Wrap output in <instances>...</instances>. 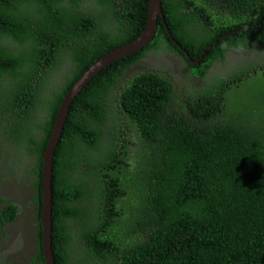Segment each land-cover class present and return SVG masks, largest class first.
<instances>
[{
	"label": "trees",
	"instance_id": "obj_1",
	"mask_svg": "<svg viewBox=\"0 0 264 264\" xmlns=\"http://www.w3.org/2000/svg\"><path fill=\"white\" fill-rule=\"evenodd\" d=\"M160 7L152 39L102 66L69 103L51 159L54 264H264V115L225 109L240 84L244 104L264 100V60L204 92H179L157 70L125 73L145 50L163 47L206 84V68L228 45L264 49V0ZM147 8V0H0V139L16 154L6 166L20 173L16 158L31 175L39 242L40 159L58 103L93 60L143 29ZM1 210L0 220L11 219L17 204ZM35 254L43 264L41 249Z\"/></svg>",
	"mask_w": 264,
	"mask_h": 264
},
{
	"label": "flooded vegetation",
	"instance_id": "obj_2",
	"mask_svg": "<svg viewBox=\"0 0 264 264\" xmlns=\"http://www.w3.org/2000/svg\"><path fill=\"white\" fill-rule=\"evenodd\" d=\"M246 27V25L241 26L239 30ZM235 31H233V33ZM228 46L229 47L225 48L222 53L223 59L226 58V55L227 57H231V61L227 65V68L231 66L238 68L240 67V64L242 65V61L245 58H251L253 56L252 45L248 42L246 43V41ZM148 52H152V49L145 50L142 56ZM142 56L138 57L134 62L125 67L126 74H131V72L137 71L138 69L148 70L144 67L143 63L138 61V59ZM179 56L182 60L184 59L181 55ZM193 64L194 61L191 62V65ZM162 66L165 65L162 64ZM185 66L187 70H191V67L187 66L186 63ZM166 68L170 67L166 66ZM199 77L200 76L198 74L195 77L190 75V86L191 84H195ZM180 85L182 87L187 86L182 80ZM26 129L27 127L24 126L18 129V132L25 131ZM29 132L35 137L39 138L41 136L39 130L29 129ZM9 153L10 150L8 153L5 150H0V212L2 211V206L10 201L17 204V211L11 219L4 218L0 220V260L9 262L10 264H42L39 259L35 258V253L38 252L39 248L41 249V241H38L36 204L32 200V186L29 184L31 175L26 174L23 178L20 173H15L9 169L6 166L7 160H5L7 159V154ZM2 217H4V214ZM39 231H41V227ZM11 239H14L15 241L11 242ZM77 246L78 244H73L71 246V250L74 253L75 258L80 256V250ZM65 247L66 246H63V249H65Z\"/></svg>",
	"mask_w": 264,
	"mask_h": 264
},
{
	"label": "water",
	"instance_id": "obj_3",
	"mask_svg": "<svg viewBox=\"0 0 264 264\" xmlns=\"http://www.w3.org/2000/svg\"><path fill=\"white\" fill-rule=\"evenodd\" d=\"M147 16L145 19L143 29L133 36L131 39L107 50L101 54L98 58L93 60L82 72L81 74L72 82V84L64 92L62 98L60 99L50 132L48 134L47 140L43 147V152L41 154V164H40V213L39 222L41 227V253L43 264H54L51 251V181H52V156L54 147L57 143L60 131L62 129L63 123L65 121L66 114L68 112V107L71 99L77 90L102 66L109 63L110 61L125 56L132 52H135L142 48L143 45L148 43L153 35L156 28V14L160 13V17L163 20V15L161 13L160 0H147ZM166 33L168 38L179 47L183 52L186 50L180 46V44L172 37L166 25ZM233 31V30H232ZM205 48H202L198 56L191 59L190 62L197 61L199 57L202 56Z\"/></svg>",
	"mask_w": 264,
	"mask_h": 264
},
{
	"label": "rangeland",
	"instance_id": "obj_4",
	"mask_svg": "<svg viewBox=\"0 0 264 264\" xmlns=\"http://www.w3.org/2000/svg\"><path fill=\"white\" fill-rule=\"evenodd\" d=\"M161 49H152V52L146 53L144 56H142L140 59H138L139 62L143 63L144 67H146L148 70H157L161 74L166 75L170 78L173 85L176 87V89L179 92H182L185 88H191V92H204L207 91V84L213 83L216 81H221L223 78L230 76L231 74H237L240 72V70L243 68L242 66L246 67L248 62L256 59H263L264 60V49L255 47L252 48L255 51H253V56L251 58H245L242 61V65L240 64V67H229L227 68V65L231 61V57L226 55V58L219 57L218 59L214 60L212 64L206 68V72L204 73L207 77V80H209L206 84V78L205 77H199L196 80L195 84H191L190 86V75L193 77L197 76L195 73L196 66H194L195 70L191 68V70H187L185 66V61L175 52H170L167 48L162 49L163 47H160ZM148 50V49H147ZM175 52V53H174ZM255 59V60H256ZM195 62V61H194ZM235 62V61H234ZM165 65V66H162ZM166 66L170 68H166ZM256 73L260 75L261 70H256ZM190 74V75H189ZM220 74V75H217ZM215 75L214 77H211ZM250 77H253L252 74ZM254 78V77H253ZM181 80L187 85L186 87H182L180 85ZM192 83V82H191ZM258 81L253 82L252 80L247 79L243 85H252L254 88L258 87ZM261 87L264 89V80L261 82ZM241 85V84H240ZM240 85L238 87H232L230 92L228 93V97L230 100L225 101V109L227 110L228 114L237 116L239 118H247V114L245 111L253 109L254 114L259 117L260 115H264V100L260 97L254 102H252L250 105H246L242 102L244 94L248 93L249 91L245 90L243 87L240 88ZM260 85V84H259ZM264 92V91H263ZM232 101V103H231ZM231 103V105H230ZM7 146V147H6ZM13 144H11L8 139L4 136L1 138L0 141V150L6 151L8 153V148L13 150ZM6 155V154H4ZM14 156V152L10 151L9 154H7V158L9 156ZM23 159V157H22ZM9 160V159H8ZM11 160V159H10ZM9 160V161H10ZM20 162L14 158L13 162H10V164L18 171L20 172V175L24 178L26 176V173L24 170L26 169L24 166L20 165L18 166ZM91 189V193L93 194V197H96L94 195H97L98 187L97 186H91L89 187ZM11 242H14V239L10 240Z\"/></svg>",
	"mask_w": 264,
	"mask_h": 264
},
{
	"label": "crops",
	"instance_id": "obj_5",
	"mask_svg": "<svg viewBox=\"0 0 264 264\" xmlns=\"http://www.w3.org/2000/svg\"><path fill=\"white\" fill-rule=\"evenodd\" d=\"M218 58H219V57H218ZM215 59H216V58H215ZM215 59H214V60H215ZM214 60H213V61H214ZM213 61H212V62H213ZM212 62H211V64H212ZM211 64H210V65H211ZM210 65H209V66H210ZM209 66H208V67H209ZM150 70H152V69H150ZM163 75H164V74H163ZM217 75H220V74H217ZM164 76H166V75H164ZM166 77H167V76H166ZM167 78L170 80L169 77H167ZM170 81H171V80H170Z\"/></svg>",
	"mask_w": 264,
	"mask_h": 264
},
{
	"label": "clouds",
	"instance_id": "obj_6",
	"mask_svg": "<svg viewBox=\"0 0 264 264\" xmlns=\"http://www.w3.org/2000/svg\"><path fill=\"white\" fill-rule=\"evenodd\" d=\"M255 23V22H254ZM238 24V23H237ZM235 30H239V28H235L233 31H235ZM263 67H261V69H262ZM0 141H1V139H0ZM43 152V151H42ZM40 161H41V159H40Z\"/></svg>",
	"mask_w": 264,
	"mask_h": 264
}]
</instances>
